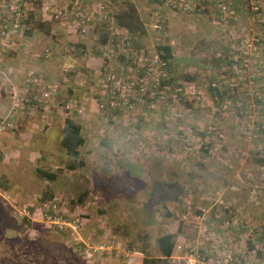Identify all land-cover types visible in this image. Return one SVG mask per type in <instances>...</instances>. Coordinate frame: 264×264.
I'll return each instance as SVG.
<instances>
[{
    "label": "rangeland",
    "instance_id": "1",
    "mask_svg": "<svg viewBox=\"0 0 264 264\" xmlns=\"http://www.w3.org/2000/svg\"><path fill=\"white\" fill-rule=\"evenodd\" d=\"M25 1L26 3L22 7L29 9L30 4L28 0ZM109 1L111 2L109 7L111 13L128 6L134 7L144 26V34L136 36L138 41L133 44V48L137 49V52L133 51L132 54L125 52L124 61L121 64H129L131 57L141 51H144L145 54L156 52V45L168 44L171 47L169 76L172 82L188 80L183 77L184 74L196 73L198 78L192 79L193 82L205 84L206 78L211 76L212 72L223 67L221 60L213 62V58L216 51L222 56L225 54L228 43L234 40L233 36H238V31H234L235 28L242 27L244 31L264 38L261 28L264 22V0L257 12L250 11L246 0H221L225 9L232 10L230 5L235 8V20L229 19L228 15H223L224 17L218 15L214 5L218 0H198L197 9L189 14L174 13L159 0ZM92 6L89 5V2L81 4V7L88 12ZM154 12L159 16L158 22L162 23L159 30L152 26ZM96 22L95 19L82 36L77 35L72 27L64 26L58 22L48 21L47 23L54 27L62 25L69 33L78 36L77 44H84V47L76 45L75 48H78V51H81L80 49L83 47L86 56H102L105 61L102 65H98L92 60V65H85L81 59L80 64L77 65L80 72L75 78H79L77 87L81 91L82 103L77 109L74 102L71 101L67 109H72L69 116H73L74 122H84L86 117L91 118V122H93L89 124L87 120L84 124H79L82 135L88 142L85 146L79 147L78 158H84V154L86 156L91 149L95 150L101 146L103 153L99 156L103 160L104 167L100 168L96 174L88 167H83L84 159H82L81 167L66 168L65 163L71 159L61 149L57 139H55L54 147L51 148L47 158L42 157L41 154L26 153L21 150L26 147L25 145L15 144H19V141H15L13 137L20 139L14 133L13 124L6 122L5 119L1 120L0 182L7 186L5 191L0 190V195L3 197L0 196V251L2 254H6L1 258L2 262L8 263L9 260H13V264H126L130 255L142 257V254H139L140 251H145L150 256H157L154 238L158 234L171 232L175 236L180 234L184 239L180 242L182 244L181 252L176 254L182 255L188 246L198 252L201 258H209L210 264H217L216 247L219 251L221 243L225 242L230 244L237 253L247 254L264 264L262 258L264 247L259 246L261 248L259 253L256 252L258 249L255 247L256 244L257 246L259 244L255 233L264 227V209L259 206L254 209L250 206L251 211L254 209L255 218L250 219L247 216L246 220L240 214L241 216H238L243 222L236 226L226 225L227 219L219 221L208 219L209 221H206L210 210L209 206L213 202L221 200L220 196L225 195L222 197L224 201L231 202L232 197L229 195L233 188L231 186L239 187L237 190L241 197L245 191V196L249 195L251 198L256 195L251 190L253 185L259 186L256 192L264 189V173L258 174L255 182L249 179L255 172H264V154L257 150L258 147L264 148V135L262 134L260 140H256L258 142H252V139L243 141L241 137L239 138L240 127L235 122L236 118L233 114L216 112L210 107L194 105V102L181 103L178 106L174 104L176 106L174 112L177 108L176 117L171 115V107L174 106L162 108L159 105L154 110H149L142 103L143 105L134 106L130 111H125L122 108L117 112L97 109L96 102L99 97L95 94L96 78L99 74L109 71H105V69L113 65L110 58H116L117 54L116 49L113 51H108L107 48L95 50L98 48L96 43L99 30H101ZM61 32L64 37L68 36L66 32ZM0 36L2 35L0 34ZM7 39H9V35ZM115 44L119 47L124 46L121 45V42ZM0 47L2 46L0 45ZM72 47L70 50H73ZM222 48L223 51H221ZM5 50L2 47V51ZM73 51L70 53L72 52L75 56H84ZM45 52L47 53L48 50ZM44 58L47 59L48 56ZM116 61L118 62L119 59ZM199 64L209 65L210 69L200 68ZM116 69L118 70L119 67ZM61 70L63 73L70 72L71 83L69 86L72 87L73 67L69 65V69L63 67ZM34 74L32 69L28 70L23 74V82L38 88L39 78ZM33 76L37 77L38 82L37 80L32 82ZM202 77L205 80H202ZM52 84L58 89L56 82L48 85L52 86ZM0 86V94H6L7 101L10 100V105L14 106L13 113L18 108L16 104L24 108L26 99L19 97L21 93L13 81V70L2 72L0 68ZM44 88L45 86L41 89ZM56 91L50 97H53L57 93ZM66 104H61V109ZM110 115L112 118L108 119ZM95 116L104 118L101 124L96 122ZM59 119L61 120V117ZM55 125L57 126V124ZM208 128L220 131L223 134L222 139L206 143L201 132ZM57 133L55 129L51 131V138L53 139ZM91 138L92 141H90ZM13 145L20 149L13 151ZM122 148H124V152H130L133 157H136L137 154L146 156L142 162L146 167L144 178H135L130 181L127 178L116 176L117 171L111 175V178L102 176V174L110 175L111 166L115 168L118 165V161L115 162V159L117 160L118 155H123L121 154ZM208 159H213L216 163L212 166H204L209 162ZM42 167L54 171L60 168L58 172L56 171V180L48 182L39 179L34 169ZM139 170L141 172L140 168ZM190 173L193 178L189 175ZM196 181L199 186H203L202 182L208 184L210 192L204 194L206 197L204 200L210 202L208 206H203L200 202L195 203ZM173 184L175 189H171ZM194 185L195 188H193ZM244 185L249 189V194L246 188H241ZM224 187L225 189H223ZM43 191L50 192L52 199L56 202L59 201V205L68 210L69 214L64 215V220L70 222L74 229L66 226L57 228L53 225L49 229L47 224L38 221L40 212L38 209L35 210L34 215L27 212L31 224H24L23 228H21L19 219H16L17 222L11 221L13 213L20 218L23 216L22 213L26 212L25 206H36V201ZM190 192L193 195L192 205L188 202L185 206L182 197ZM249 196H247L246 202L251 204ZM79 198L82 199L81 202H78ZM197 201H201L199 195ZM2 205L11 207L9 214L7 211H3ZM198 207L208 210L207 216L205 214V219L202 221L195 218ZM166 212H169L170 216L164 215ZM220 212L222 211L220 210ZM154 221L156 222L155 226L152 224ZM14 224L19 226L15 230L13 229ZM145 235L146 237H144ZM214 236L220 239V242L216 244V247L213 244V249L211 245ZM207 239L212 243L205 244ZM247 240L252 241V249H246L248 247ZM96 245L102 246L101 249L94 251ZM11 249H13V259L10 257ZM23 258L29 259L27 262H22ZM169 258L167 264H170Z\"/></svg>",
    "mask_w": 264,
    "mask_h": 264
},
{
    "label": "built area",
    "instance_id": "2",
    "mask_svg": "<svg viewBox=\"0 0 264 264\" xmlns=\"http://www.w3.org/2000/svg\"><path fill=\"white\" fill-rule=\"evenodd\" d=\"M159 1L177 14L191 13L197 9L198 3V0ZM79 2V0L62 2L42 0L40 16L45 21L58 22L64 26L72 27V30L81 36L87 32L88 27L96 19L99 28L109 33L110 43H107L106 46L116 42H121V45L124 46L128 44L129 36L126 30L112 24L109 0H96L95 7L92 6L89 12L85 9L82 10ZM0 3L2 5L0 13L11 16L9 27L6 24L1 25L0 34L7 40L8 35L10 37L11 33L19 31L21 27L20 18L23 15L24 8L22 6L25 2L0 0ZM246 3L251 12H257L262 5V0H246ZM214 5L221 14L228 15L229 19H236L234 9L232 8L233 11L225 9L221 0H218ZM158 18V14L154 12L152 26L157 30L161 29ZM234 30L238 31V36H233L234 40H231L227 45L226 52L222 57L223 67L220 68L222 73L218 72L220 69L215 70L211 76L206 78L205 84H196L193 80L172 82L169 76L170 65L167 60L160 58L156 52L145 54L144 51H141L131 57L129 64H121L116 71L109 70L98 75L94 84L95 94L99 97L96 102L97 109L117 112L122 108L125 111H130L132 107L143 105L142 103L149 110H154L159 105L162 108L174 106L171 107V115L176 117L177 108L174 112L175 105L194 102V105L210 107L216 112L233 114L236 118L235 122L240 127L239 138L241 137L243 141L251 139L252 142L256 141L261 138L262 134L264 135V38L248 33L242 27ZM56 89L53 84L52 86L47 85L40 95L42 98L48 99ZM203 137L206 143H211L222 139L223 134L220 131H213V128H208L204 130ZM257 150L264 154V148L258 147ZM258 187L256 184L253 185L252 192L254 193ZM66 213L69 214L68 210L58 202H46L42 206L41 212L38 213V221L48 226L53 225L57 228L66 226L74 229L70 222L64 220ZM206 213L207 209L198 207L195 218L202 221L205 219ZM22 214L29 218L27 212ZM227 220L225 221L226 225L236 226L243 222L235 215L229 216ZM96 246L94 251H98L102 247ZM174 248L180 253L182 245L176 244ZM185 249L182 255L176 254V259L180 264H210L207 258H201L194 249L188 246ZM87 252L86 254H88ZM262 258L264 259V248ZM216 263L261 264L257 259H253L247 254L237 253L230 244L225 242L221 243Z\"/></svg>",
    "mask_w": 264,
    "mask_h": 264
},
{
    "label": "crops",
    "instance_id": "3",
    "mask_svg": "<svg viewBox=\"0 0 264 264\" xmlns=\"http://www.w3.org/2000/svg\"><path fill=\"white\" fill-rule=\"evenodd\" d=\"M80 1H81V4L82 3L86 4L87 2H89L90 6L92 5L94 6L93 3L95 2V0H80ZM1 7L2 5L0 3V9ZM230 7H232L235 10V8L232 5H230ZM81 9L84 10V8L82 7ZM27 11H28V8H24L21 21L23 17H25V14ZM218 15L221 17H224L223 14H221L220 12H218ZM10 23H11V16L4 14V13H0V32H1L2 24H6L9 27ZM42 25L43 26L41 27L42 29L41 32L35 31L33 29L32 31H30V33H28V35L22 36L21 35L22 28L20 27L19 31L13 33V35H11L9 39L5 41H4L3 36H0V45L4 49H6L5 51H2V47H0V68L2 72L13 70V81H15V83L17 84V87H19V91L21 93L19 97H24L26 99L24 108L16 104V107L18 108H16L15 112L13 113L12 111L14 108L13 104L10 105V100L7 101L6 94L4 93H2L3 95L0 94V119L1 120L5 119L6 122L13 124L14 133L16 137H19L20 139L18 140V138L13 137L15 141H19V144L18 143H15V144L19 146L20 145L26 146L25 148H21L22 151L26 153L31 152V153H35L38 155L41 154L42 157L44 156L45 158H47L48 154L51 152V148L54 147L55 139L58 140L60 137V131L63 126L64 119L67 117L73 118V116H69L72 113V109L67 110L69 108L68 106L69 103L73 101L74 102L73 104L76 106L77 109H79V104L82 103L81 91H79L77 87V85H79V78L78 77L75 78L78 72H80L79 71L80 69L78 68L77 65L80 64L81 59H83L85 65H92V60L97 62L98 65H102L105 61L102 56L97 57V55H94V54H91V55H94L91 57L90 55L88 56L84 55V56H79V57L75 56L72 52L70 53V51H72L70 50V47L76 46L77 42H79L77 41L78 36H75L74 34L69 33L67 30L63 28L62 25L54 27V25L52 26L46 21ZM27 28H28L27 25H25V29ZM61 31L66 32L68 36H65V37H68V38H65L63 35V32ZM65 39H66V42H65ZM108 45L109 47L103 46V47L95 48V50H105V48H107L108 51H113L114 49H116L117 57L116 58L114 57L115 59L110 58V62L113 63V65H110L107 69H105V71L106 70L116 71L117 70L116 68L121 66L119 64H121L124 61L125 56L123 55L125 54L121 55V53H123V51L127 52V50L124 46L119 47L117 46V44H108ZM112 45H115V46H112ZM67 47H69V50H67ZM45 50H48V52L46 53ZM47 56H48L47 59L44 58ZM117 59H119V61L121 60V62L118 61L119 62L118 63L116 61ZM69 65L73 67L72 87L69 86V84L71 83L70 77H69L70 72L63 73L61 70L63 67H67L69 69ZM30 69H32L35 72L34 75L39 78V82H38L37 77L33 76V78H31V80L33 81L37 80L38 88L24 84L23 82V78H22L23 74L27 73V71ZM54 82H56L58 85V89L56 91L57 93L53 97H50L48 100L42 99L40 95V92L42 90L41 88L48 84L54 83ZM39 88H40V91H39ZM0 89H1V86H0ZM63 103L65 104L68 103L64 105L65 109L64 108L61 109L60 107L61 104ZM59 117H61V120L59 119ZM56 118L58 119L56 120ZM111 118H112V115L108 117V119H111ZM95 119L97 120L96 122L98 124H101L102 120H104V118L99 117V116H95ZM87 120L89 121V124L93 123L91 122L92 119L89 117L88 118L86 117L84 122H81L78 120L77 121L79 122V124L80 123L84 124L85 122H87ZM108 121L110 122V120ZM55 124H57V126ZM54 129L57 130L58 133L54 135L53 136L54 138L52 139L50 136V133ZM91 129H92V126L90 130ZM81 135H82V131H81ZM82 137L84 140L82 145L85 146V144L88 141L85 139L83 135ZM90 141H92V138ZM14 146L16 145H13V151H17L18 149H20V147H14ZM102 153H103V149L100 146L98 148H95V150L91 149V151L88 152L86 156L84 154V158H82L84 159L83 167L85 168L88 167L90 170H92V172H96L97 174L99 169L104 167L103 160H101L99 156ZM121 154L123 155H118L117 160L115 159V162L118 161V165H116L118 168L116 166L115 168L111 166V174L107 176L102 174V176L106 178H111V175L115 171H117L116 173H118V174H115L116 176H118L119 178H127L130 181L135 178L142 179L146 176V167L144 164H142V162L144 161L143 158H146L145 155L137 154L136 157H133L130 154V152L128 151L124 152V148H122ZM105 158L107 157L105 156ZM208 160L209 162L207 164H204V166H207V165L212 166L216 163L213 159H208ZM139 168L141 169V172ZM263 173L264 172H261V171L255 172L252 174L251 176L252 178L250 177L249 179L255 182L254 180L256 179L257 175L263 174ZM189 175L193 178L192 173H190ZM197 182L198 181H196L195 183L197 191L194 190V193L196 194L195 203L197 204L198 202H200L201 205L208 206L210 202L204 200L206 199L204 194H206V192H210L208 190V184L205 182H202L203 186H199ZM195 185L193 186V188H195ZM225 187L223 189H225ZM231 187H233L232 190L229 192L230 193L229 195L232 197L231 202L224 201V198L222 197L225 195H223L222 197L220 196L221 200H217L216 203L213 202L212 205L209 206L210 210H209L208 216L206 214L207 222L209 221L208 219L210 220L216 219L218 221L220 219H223V220L229 219V216L231 215H235V216L242 215L246 220L248 217H250V219H253V217L255 218L256 216L254 215L255 208L259 206L261 209H264V189H260L261 191L258 190L259 192H256L257 191L256 190L254 192V194L256 193V195L253 196L252 198L249 195H247L251 199V202H250L251 204H248V202H246L247 196H245V191H243V196L241 197L240 196L241 194L238 193V190H237L239 187H237L236 185L231 186ZM172 188L175 189L174 184L171 187V189ZM241 188L243 189L246 187L244 185ZM247 192L249 194V189H247ZM129 193L131 192L129 191ZM198 195L201 201H197ZM192 197L193 195L191 194V192L187 194L186 196L182 197L185 201L183 202L185 203V206L188 202H190L192 205V201H191ZM250 206L254 207L252 211L249 209ZM220 210L222 212H220ZM164 215L170 216L169 212H166ZM250 219L249 221H252ZM152 224L155 226L156 222L154 221ZM155 228L157 229V226ZM121 233H124V232H121ZM182 240L184 239L182 238V236H180V234L175 236V242H174L172 252H171V254L172 253L173 254L169 258L170 264H178L179 261L176 259L177 251H175L176 249L174 248V246L176 244H181L180 242ZM212 240H213V243L210 242L209 239H207L205 241V244L209 245L212 243L211 247L214 249V246L215 247L217 246L216 244L220 242V239L218 240V238L217 237L215 238L214 236L212 237ZM139 254H142V253H139ZM215 254L216 256L218 254L217 247H216ZM207 259L209 260V258ZM140 262H141L140 256L138 257L136 255L135 256L130 255L127 258L126 264H131V263L140 264Z\"/></svg>",
    "mask_w": 264,
    "mask_h": 264
},
{
    "label": "trees",
    "instance_id": "4",
    "mask_svg": "<svg viewBox=\"0 0 264 264\" xmlns=\"http://www.w3.org/2000/svg\"><path fill=\"white\" fill-rule=\"evenodd\" d=\"M18 1L22 2L25 0H18ZM151 1H155V0H151ZM28 2L30 4V7H29L28 11L26 12L25 17H23V19L21 21V28H22L21 35L22 36L28 35V33H30V31H32L33 29L35 31L41 32L42 31L41 27L43 26L42 24L45 22V20H43V18L39 15L42 0H36V2H35V0H28ZM37 3H38V7H37ZM34 7H37V9H34ZM216 11L218 12V10H216ZM21 18H22V16H21ZM110 18H111L113 25L124 28L126 30L127 35L129 36L128 44L125 47L127 52H129L127 54H132L133 51L136 53L137 49L133 48V44H135V41H138V38H136V36H141L144 34V26H143L141 20L138 18V15H137L134 7L128 6L127 8H121L120 10H117V12L113 13L110 16ZM46 22H48V21H46ZM25 25H27V27H28L27 29H25ZM161 25H162V23H161ZM23 28H24V30H23ZM261 28H262V34H264V22L262 23ZM109 38L110 37H109L108 31L102 30V29L99 30L98 40H97L96 46L99 48V47H103V45H106L107 43H110ZM135 38H136V40H135ZM76 45H82L84 47L83 43H78ZM75 47H77V46L73 47V50L75 49L74 51L72 50L74 53H77L78 55H81V54L86 55V52L84 51L83 47H82L81 51H78V48L76 49ZM155 50H156L157 54L160 56V58L167 60V62L169 63V61L171 59V47L168 44H158V45H156ZM221 51H223V48L221 49ZM95 53H99V52H95ZM123 54H125L124 51H123V53H121V55H123ZM222 57H223L222 54L219 53L218 51H216L214 58H213V62H216L219 59V60H221V66H222V63H223ZM126 58H127V55H126ZM198 67L205 68V70L210 69L209 65L205 66L203 64H199ZM218 72L222 73V69H220V71H218ZM183 77L185 79H188V80H192V79L196 80L198 78L196 73L189 74V75L184 74ZM201 79L205 80L204 77H202ZM80 131H81V126L79 125V123L74 122L72 120V118L67 117L64 119L63 126H62L61 131H60V137L58 139V142H59L61 149L64 151V153L71 159V161L65 163V165H66L65 167L68 169L78 168V167H81L83 165L82 158L81 159L78 158V156H79L78 148L80 146H82V144L84 142ZM202 131H204V130H202ZM201 135H204V132H201ZM59 169L60 168H57L56 171L58 172ZM56 171L51 170L50 168H47V167L34 169V172L39 179H41L43 181H48V182H53L56 180V178H57V172ZM5 189H7V186L5 184H3L2 182H0V190L5 191ZM81 200L82 199L79 198L78 202L79 201L81 202ZM36 202H37L36 206H33V207L25 206L24 210H26V212H29L32 215H34L36 209H38L41 212V208L44 205V203H46V202L50 203V202H56V201L54 199H52V194L50 192L47 193V192L43 191L41 193L40 197H38ZM13 206H15L14 203H13ZM2 209L4 212L7 211L9 214L11 207L10 206L8 207L7 205H2ZM16 219L20 220L21 228H23L25 226L24 224H27V225L31 224V221L26 216L23 215V216H20V218H19V216H15V214L13 213V220H11V221L17 222ZM17 227H19V226H17V224H14L13 229L15 230ZM48 228L50 229L52 227L49 226ZM55 231L57 232V230H55ZM255 234H257L256 240L259 243L258 246H257V244L255 245V247L258 249V250H256V252L259 253L261 251V248H259V246L264 247V227L262 229H260L259 232H256ZM63 235H64V233H63ZM144 237H146V235ZM174 239H175V235L173 233H163L161 235L158 234L154 238V242H155L156 249H157V256H150L145 251H140V253H142L140 264H167V260L171 254V251H172V248L174 245ZM247 245H248V247H246V249H252L253 248V244H252L251 240H247ZM89 255L91 256L90 253H89ZM3 256H6V254H2L0 251V264H13V260H9L8 263L2 262L1 258ZM90 256L87 255V257H90ZM10 257L13 259V249H11ZM16 258H18V256H16ZM28 259L29 258H23L21 260H22V262L23 261L27 262Z\"/></svg>",
    "mask_w": 264,
    "mask_h": 264
}]
</instances>
